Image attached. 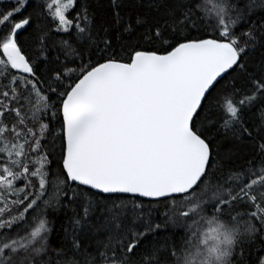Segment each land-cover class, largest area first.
<instances>
[{
	"label": "snow or ice",
	"instance_id": "1",
	"mask_svg": "<svg viewBox=\"0 0 264 264\" xmlns=\"http://www.w3.org/2000/svg\"><path fill=\"white\" fill-rule=\"evenodd\" d=\"M0 264H264V0H0Z\"/></svg>",
	"mask_w": 264,
	"mask_h": 264
}]
</instances>
